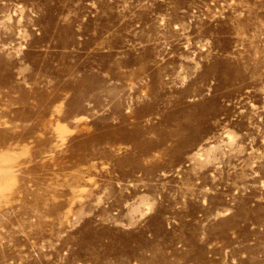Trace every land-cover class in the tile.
Listing matches in <instances>:
<instances>
[{"label": "rangeland", "instance_id": "obj_1", "mask_svg": "<svg viewBox=\"0 0 264 264\" xmlns=\"http://www.w3.org/2000/svg\"><path fill=\"white\" fill-rule=\"evenodd\" d=\"M0 264H264V0H0Z\"/></svg>", "mask_w": 264, "mask_h": 264}]
</instances>
